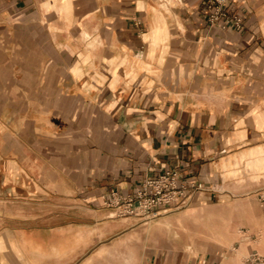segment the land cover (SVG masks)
<instances>
[{
    "label": "crops",
    "instance_id": "0c3cea01",
    "mask_svg": "<svg viewBox=\"0 0 264 264\" xmlns=\"http://www.w3.org/2000/svg\"><path fill=\"white\" fill-rule=\"evenodd\" d=\"M206 1L0 0V264L264 254V0H228L241 28ZM168 168L237 227L190 252L110 215L107 192Z\"/></svg>",
    "mask_w": 264,
    "mask_h": 264
},
{
    "label": "built area",
    "instance_id": "2783aa9c",
    "mask_svg": "<svg viewBox=\"0 0 264 264\" xmlns=\"http://www.w3.org/2000/svg\"><path fill=\"white\" fill-rule=\"evenodd\" d=\"M205 18L211 23L241 28L244 14L232 11L228 0H207ZM203 182L180 179L179 170L168 168L147 176L128 193L110 190L105 194V202L111 206V216L136 215L143 222L157 216L162 211L186 205L192 194V187L202 188ZM247 264H264V254L254 250L247 257Z\"/></svg>",
    "mask_w": 264,
    "mask_h": 264
},
{
    "label": "rangeland",
    "instance_id": "374dc122",
    "mask_svg": "<svg viewBox=\"0 0 264 264\" xmlns=\"http://www.w3.org/2000/svg\"><path fill=\"white\" fill-rule=\"evenodd\" d=\"M236 196L231 199L235 200ZM224 199H216L212 205L205 202H189L178 208L162 211L157 216L151 217L144 223L150 236V246L157 247V231L163 227L164 244L166 248H180L192 251L194 248L205 249L208 244L215 240V233L228 229L229 234L237 227L231 219L237 214V208H225L222 206ZM227 211V213L225 212ZM230 221H224L225 218ZM139 220L141 218L139 217ZM142 221V220H141ZM212 238V239H211Z\"/></svg>",
    "mask_w": 264,
    "mask_h": 264
}]
</instances>
